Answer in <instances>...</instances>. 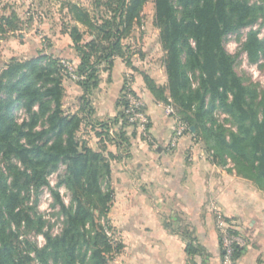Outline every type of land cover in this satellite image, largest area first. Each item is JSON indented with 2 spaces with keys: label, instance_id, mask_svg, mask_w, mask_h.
<instances>
[{
  "label": "trees",
  "instance_id": "trees-1",
  "mask_svg": "<svg viewBox=\"0 0 264 264\" xmlns=\"http://www.w3.org/2000/svg\"><path fill=\"white\" fill-rule=\"evenodd\" d=\"M146 2L93 0L92 9L73 2L65 5L73 22L67 33L78 55L76 74L83 77L76 81L83 90L81 113L68 114L63 108L64 81L71 74L61 58L41 54L4 63L0 72V264H109L122 251L123 244L114 246L105 226L97 222L99 215L112 228L108 215L115 199L110 163L114 156L91 148L78 132L92 118L90 96L99 86L101 71L110 69L116 57L132 66L130 45L124 38L140 23ZM153 2L167 82L159 84L142 72L146 87L156 101L175 107L169 117L175 126L177 119L188 125L183 136L202 142L212 161L221 166L231 162L238 175L264 189V92L260 94L256 85L237 74L235 57L224 46L228 35L264 20V0ZM85 34L91 39L86 41ZM242 47L252 63L264 56V38L257 30L248 32ZM120 104L123 109L116 119L93 126L100 129L98 136L118 145L126 139L122 133L120 140L114 139L110 128L119 121L124 122L122 128L128 125L124 92ZM20 109L27 113L22 121ZM217 110L228 114L235 130L219 121ZM61 163L66 165L61 183L70 190L72 205L67 207L55 192L65 221L61 232L53 235L44 231L46 222L38 213L31 214L25 199L30 189L47 185L48 174ZM32 231L44 233L43 246L22 238ZM240 251L237 248L235 256Z\"/></svg>",
  "mask_w": 264,
  "mask_h": 264
},
{
  "label": "crops",
  "instance_id": "crops-1",
  "mask_svg": "<svg viewBox=\"0 0 264 264\" xmlns=\"http://www.w3.org/2000/svg\"><path fill=\"white\" fill-rule=\"evenodd\" d=\"M156 59L133 58L129 66L116 57L110 69L101 71L99 86L90 96L93 115L85 124L91 127L89 146L114 156L110 163L115 199L110 217L123 240L119 263L223 264L216 224L220 215L244 240L237 263L264 264V189L238 175L231 162L221 166L212 161L204 144L191 135L167 148L175 121L165 114L166 105L155 100L142 75L148 70L157 83L166 84L165 68ZM128 80L145 101L148 131L143 136L124 127L126 140L121 145L101 142L93 126L120 115ZM64 87L65 95L70 87L80 102L83 90L77 82L65 80ZM79 112L81 104L74 113ZM118 127L117 123L114 129Z\"/></svg>",
  "mask_w": 264,
  "mask_h": 264
},
{
  "label": "rangeland",
  "instance_id": "rangeland-1",
  "mask_svg": "<svg viewBox=\"0 0 264 264\" xmlns=\"http://www.w3.org/2000/svg\"><path fill=\"white\" fill-rule=\"evenodd\" d=\"M67 2L77 3L88 9H92L93 4V0H0V72L4 63L9 62L12 58L26 60L41 54H49L61 58L65 66L76 68L78 55L72 48L71 39L67 33L73 23L70 20L67 6H65ZM102 9L104 8L102 7ZM8 21L9 23L5 24ZM153 22L154 2L153 0H147L140 23L134 25L131 33L124 38V42L130 45L129 54H131L132 58L142 59L141 61L143 62L154 61L157 58L158 64L163 66L159 29L154 26ZM10 25H16L17 29L11 30L13 26ZM78 26L82 30L85 29L79 23ZM251 29L257 30L259 36L264 38V20L260 19L253 26L243 28L240 33L228 35L224 46L227 52L235 57L234 69L237 74L243 78L245 83L256 85L259 93L262 94L264 92V56L258 62L252 63L242 47ZM89 39H91V35L85 34V40ZM65 80L74 83L77 81L72 77L71 79L65 78ZM69 89L70 87L68 88L69 93L63 97L62 102L64 110L68 114H73L75 109L79 108L82 98L78 102L77 97H73V93H70L72 90ZM163 104L166 105V103ZM17 112L20 121L27 118V113L24 109H20ZM215 114L220 122L225 123L227 128L236 129L230 121H227L229 118L228 114H225L222 110H217ZM123 123V121L118 122V129H115L114 133H110L112 137L117 136L119 140L121 139L119 135L120 133L123 134L120 130ZM85 124L78 132V137L89 146L88 129H91V127L86 128ZM124 127H130L135 132L138 131L136 126L133 125L128 124ZM95 130L100 131V129ZM140 134L145 136L141 132ZM97 138L101 142L108 141L103 136H97ZM114 139L116 138L114 137ZM0 164L3 165L1 156ZM65 172L66 165L61 163L57 169L48 174V184L39 190L30 189L25 199V206L30 208L31 214L33 212L38 213L46 222L44 231H49L53 235L61 232L65 221V214L59 202L56 201L55 192L58 191L60 193L61 199L67 207L72 205L71 192L61 183ZM111 186L113 187L112 183ZM110 213L108 216L112 228H109L105 219H101L102 217H99V215L97 216V222L105 226L106 232L114 246L119 242L123 244L121 230L113 224ZM43 234L35 231L26 232L22 238L26 237L35 241L41 247L46 243ZM118 256L119 253L115 254L114 258L110 259L109 264H121L118 261Z\"/></svg>",
  "mask_w": 264,
  "mask_h": 264
},
{
  "label": "built area",
  "instance_id": "built-area-1",
  "mask_svg": "<svg viewBox=\"0 0 264 264\" xmlns=\"http://www.w3.org/2000/svg\"><path fill=\"white\" fill-rule=\"evenodd\" d=\"M71 77L74 80H79L80 77L76 74V68L68 66ZM128 80L124 87V94L126 95L127 106L125 108V114L129 125L136 126L139 132L146 134L148 131L149 117L145 111V101L143 97L135 93L131 88V81ZM175 107L172 104H166L165 114L167 116H174ZM188 125L177 119L176 126L173 134L171 135L168 149H173L177 146L178 140L184 135ZM114 126L111 124L110 133H114ZM217 228L221 234L222 249H223V264H238L235 256L237 248H241L245 245L241 236L234 232L232 224L225 218L219 215L217 218Z\"/></svg>",
  "mask_w": 264,
  "mask_h": 264
},
{
  "label": "water",
  "instance_id": "water-1",
  "mask_svg": "<svg viewBox=\"0 0 264 264\" xmlns=\"http://www.w3.org/2000/svg\"><path fill=\"white\" fill-rule=\"evenodd\" d=\"M192 130H194V127H192Z\"/></svg>",
  "mask_w": 264,
  "mask_h": 264
}]
</instances>
